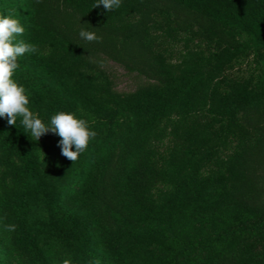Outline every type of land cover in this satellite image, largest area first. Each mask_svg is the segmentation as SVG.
<instances>
[{
	"label": "trees",
	"instance_id": "1",
	"mask_svg": "<svg viewBox=\"0 0 264 264\" xmlns=\"http://www.w3.org/2000/svg\"><path fill=\"white\" fill-rule=\"evenodd\" d=\"M95 2L0 0L39 49L13 76L30 109L97 132L73 163L58 135L0 117L1 154L22 163L0 195L16 225L0 264L11 248L34 264H264V0ZM107 60L137 86L117 90Z\"/></svg>",
	"mask_w": 264,
	"mask_h": 264
},
{
	"label": "clouds",
	"instance_id": "2",
	"mask_svg": "<svg viewBox=\"0 0 264 264\" xmlns=\"http://www.w3.org/2000/svg\"><path fill=\"white\" fill-rule=\"evenodd\" d=\"M37 3L42 0H36ZM122 0H96L93 8L103 5L107 11H113L121 6ZM24 26L15 18L14 10L8 15H0V117L7 119L9 125L16 126L17 118L31 137L36 141L51 132L60 137L58 147L61 155L73 163L84 153L97 132L91 130L86 119L78 118L73 112L59 111L52 115L49 123H45L29 107L30 100L24 86L13 79L19 68L18 60L28 53L39 51L38 46L27 43L18 37L23 36ZM79 36L87 42H102V37L93 31L81 29ZM73 147L75 150H73ZM6 231H15V224L4 225ZM62 264H71L64 259Z\"/></svg>",
	"mask_w": 264,
	"mask_h": 264
},
{
	"label": "rangeland",
	"instance_id": "3",
	"mask_svg": "<svg viewBox=\"0 0 264 264\" xmlns=\"http://www.w3.org/2000/svg\"><path fill=\"white\" fill-rule=\"evenodd\" d=\"M105 67L109 71L117 90H133L140 81V77L136 71L127 69L121 63L107 60ZM21 165V160L17 155L10 156V163L7 164L4 155L1 154L0 150V195H2V189L5 188V185L9 188L15 186ZM5 218L3 210H0V237L4 242V247L10 249L11 237L14 231L9 232L5 230L4 225L8 222ZM10 258L8 257L7 259H9L11 264H34L32 263L31 257L22 256L13 248H11Z\"/></svg>",
	"mask_w": 264,
	"mask_h": 264
}]
</instances>
